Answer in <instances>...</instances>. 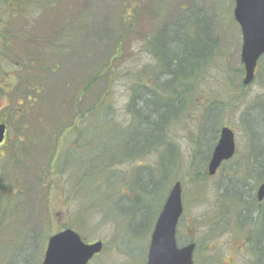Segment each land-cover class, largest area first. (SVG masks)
Segmentation results:
<instances>
[{
	"label": "rangeland",
	"instance_id": "1",
	"mask_svg": "<svg viewBox=\"0 0 264 264\" xmlns=\"http://www.w3.org/2000/svg\"><path fill=\"white\" fill-rule=\"evenodd\" d=\"M58 1L66 2L59 8L57 17L64 15V11L67 12L65 16H70L71 12L78 14V9H81L86 22H83L82 31H79L67 54L57 59L58 64L64 65L55 75L44 78L39 92L41 106L46 111L50 110L59 98L62 99L74 87V79H79V72L84 70V66H95L97 69L116 52L114 64L111 65L117 68V79L110 88L111 106L115 114L110 120L119 131L129 128L131 115H126L123 109L132 89L137 87L136 81L144 94L156 93L160 101L165 100V96L157 91L160 90L157 85L143 87L148 82L144 74L146 66L158 63L149 55L148 43L152 36L164 31L169 37L176 36L182 43L193 45L197 51L203 50L209 33L207 38L213 48L207 54V60L202 58L197 89L194 88L181 111L175 104L172 105L173 114H182L171 119L167 130L171 141L178 145L177 163L179 162L171 164L169 176L179 179L183 189V214L177 225V243L179 246L191 242L195 244L193 264H257L258 257L250 249L256 247V242L250 241V232L255 231L253 238L257 236L258 241L261 238L258 235L263 230L258 226L252 231L242 216L244 207L252 202L256 203L253 201L255 193L250 194L246 186L256 189L264 177V57L258 61L254 80L244 86V71L240 59L242 39L240 28L233 17L234 1ZM130 4L133 12L127 14ZM42 15L45 17V12ZM42 22L40 20V24ZM52 26L55 28L53 23L50 26L45 23L44 28ZM119 34H124L120 41ZM33 35L35 36L30 37H46L45 34ZM178 46L183 49L182 45ZM0 54L1 58L7 56L4 50ZM10 60L11 64L8 61L0 64V120L6 118L10 125L8 138L14 140L18 134V125L23 119L22 115H18L23 106L17 100L9 99L7 92L15 91L11 88L18 79L21 64H16L13 57ZM104 77L92 85L86 95L87 101L93 102L98 94L105 91ZM160 82L164 83L165 79ZM188 82L186 81L187 88L191 86ZM150 100L156 103L154 99ZM18 102L22 103L21 100ZM44 115V119L50 120L52 112H45ZM37 122L41 124L39 128L35 126ZM87 126L83 125L82 129L87 130ZM223 126L230 127L234 132L235 157L222 165L215 176H207L203 182H191L194 172H206L211 150ZM34 127L36 131L42 132V121L36 120ZM156 129L151 130L154 138ZM108 131L105 129V141H115L118 135H112ZM70 133L67 131L66 135L73 136V139L65 145L57 144L54 147L53 143L47 142V136L44 138V146L29 147L24 143L15 152L20 159H17V166L8 159L9 156L5 157L8 141L0 146V158L5 157L0 159V183L6 184L10 180L9 173H14V177L17 176L18 179L17 183L10 185L13 188L12 209H0V264H41L48 239L66 228L79 233L87 243H103L102 252L89 264H145L154 223L177 179L169 181L167 177L165 186L159 187V182L165 180L161 173H157V178L154 173L153 177L137 173L136 177L131 178V175L141 164L147 169H160L157 150L161 146L146 150L148 152L145 154L139 152L135 162H122L111 167L113 176L121 174V178L130 184L125 189H120L125 195L128 191L133 192L132 188L136 190L138 200L133 205L134 201L129 202L127 197L123 201L119 200L120 186L116 183L106 187L105 195L99 190H93L88 196L79 193L78 188L71 187L69 183L64 184L57 169L48 164L55 151L57 155L53 163L56 164L63 146L79 147V141L84 139V135L79 133L80 139L76 143V134ZM169 138L167 136L168 141ZM144 139L141 135L140 144H143ZM161 151L164 152V149ZM121 153L126 154L124 150ZM167 154L169 157V153ZM194 159L201 163L195 166ZM91 166L89 160L85 169L89 170ZM67 180L70 182L68 175ZM9 184L7 183L8 186ZM126 187L130 190L127 191ZM89 189L90 185L85 184L82 192ZM262 209L264 203L260 211ZM263 217L264 213L256 221L260 219L263 223ZM259 222L258 220L257 225Z\"/></svg>",
	"mask_w": 264,
	"mask_h": 264
},
{
	"label": "trees",
	"instance_id": "2",
	"mask_svg": "<svg viewBox=\"0 0 264 264\" xmlns=\"http://www.w3.org/2000/svg\"><path fill=\"white\" fill-rule=\"evenodd\" d=\"M65 2L66 1L45 0V18L54 19V16L57 17L56 13L60 10L59 8L62 4L65 5ZM132 12L133 6L130 4L127 8V14ZM66 13L67 12L64 11V15H60V21H58L60 24L59 27L50 29L53 34L49 36L46 35L45 38L30 37L32 35L25 37L20 36L17 38H12V36H10L11 38H7L8 41L4 42L3 47H0L2 48L1 51L4 50L7 54L6 58H1L0 54V64L6 63L7 58L9 59L11 57H13L15 62L21 64V67L19 66L20 71L18 79L16 81L13 80L14 85L11 88L15 89V91L12 93L8 91L7 94L10 95L9 99H15L19 105L23 106L21 113L18 114L19 116L22 115L23 119L18 125V134L14 140L8 138L10 125L6 121V118L3 117L5 119L0 120L1 123H6L8 127L5 138V141H8V146H5L8 152H6L5 157L9 156L8 159L13 165L17 166V159L19 161L20 159L18 154L17 156L15 155V152L21 149L24 143L28 144L29 147L33 145L37 147L44 146V138L47 136V142L53 143L55 147L57 144L65 145V143H70L72 141L73 136H67V131L71 132L70 134H76L74 136L76 143L78 139H80L78 134H83L84 139L79 141V147L63 146L60 159L56 161V164L53 163L54 157L57 155L55 151L52 153L50 164L48 165L57 169L64 184L69 183L71 187L75 189L78 188V192L83 195L88 196L93 190L96 192L99 190L105 195L106 187L109 184L116 183L118 187L120 186L118 188L119 200L123 201L124 198L127 197L129 202L134 201V205L138 200L135 194L136 190L132 188L131 190L133 192H130L128 191L130 189L126 187L129 193L125 195L122 190L125 189V186H129L130 184L121 178V174H114L113 176L111 167L122 162H135L139 152L145 154L148 152L146 150H152V148L159 145L161 148L157 150V153L161 162L160 169H147L141 164L137 166L131 178L136 177L137 173L146 177H153L154 173L157 178V173H161L163 178L165 179L168 177L169 181L177 179L173 175L169 176V174L171 173V164H179V162L177 163L178 145L171 141L167 130L171 119L178 117L182 113L177 112L173 114L171 108L172 105L175 104L178 110L181 111V109L185 108L187 99L189 95L193 93L194 88L196 87L195 89H197L201 76L200 64H203L202 58L207 60V54H209L213 48V45H211L210 40L207 38L209 33L201 23L197 22V25L205 29L208 33H206L207 36L205 38L203 50L197 51L194 50L193 45L191 46L187 44V42L182 43L176 36L169 37L164 31L158 35H153L151 40L148 38L147 41L150 40L148 43L150 46L149 55H152L158 63L146 66L147 68L144 74L147 76L148 82L145 83L143 87L157 85L160 89H157V91L165 96V100L160 101L156 93L144 94L138 81H136L135 86L137 87L132 89L127 105L123 109L126 115H131V117H129V128L119 131V129L113 126V122L110 120L115 114L111 106L112 97L110 95V88L117 79V68L111 65L114 64L113 58L116 56V52L108 59L104 60L97 69H95V66H84V70L79 72V79H74V87L72 86L71 90L68 91L62 99L59 98L50 110L46 111L45 107L43 108L41 106L39 92L44 78L46 79V77L48 78L50 75H55L64 65L58 64L57 59L67 54L70 47L75 43L79 31H82L81 27L84 25L83 22H86L81 9H78V14L76 12L75 14L71 12L70 16H65ZM123 22L125 23V20ZM51 28H53V26ZM70 31H73V33H69ZM122 35L124 34H119L118 41L121 40ZM178 45H182L183 49L179 48ZM87 63L89 64L88 61ZM103 76H105V91L98 94L93 102L87 101L86 95L88 91L92 88V85ZM161 79H165V82L161 83ZM186 81H189L188 84H191L188 88L186 87ZM150 99H154L156 103L152 102ZM19 100H21L22 103H19ZM7 110L8 109H6L5 112H7ZM15 110L17 111V109ZM50 111L52 112L50 120L44 119L45 112L50 113ZM101 117L102 120H100ZM107 118L109 119L107 120ZM36 120L42 121V132H38L35 129L34 123ZM153 122H155V125ZM83 125H88V129L83 130ZM35 126L39 128L41 124L37 122ZM107 127L108 130H111L108 131ZM154 128H157L155 131L156 138L153 137L154 132L151 131ZM105 129L111 132L112 135H118V138L115 141H105ZM141 135L145 138L143 144H140L143 138L139 140ZM67 138L70 140L67 141ZM170 143H172V145ZM145 144L150 147H146ZM139 147L141 149H139ZM161 149H164V152H162ZM122 150L126 153L125 155H122ZM196 152L197 148L195 149V153ZM167 153H169V157ZM5 157L1 156L0 159H4ZM89 160H91L92 166L88 168L89 170H86L85 166L87 167ZM194 163L195 166H198V163L201 162H197L196 159H194ZM9 174L10 180L7 182L10 183L9 186L7 183H0V209L3 208L4 211L12 209L14 200L11 196L13 188H10V185L18 181L17 176L14 177V173ZM107 174L108 176H106ZM64 175H66V177H64ZM67 175L70 182L67 180ZM206 177V172L197 171L191 175L190 181L194 183L203 182ZM158 180H160V177ZM178 180L179 179L175 181ZM164 181H166V179L159 182V187L164 185ZM73 184H75V186H73ZM85 184H89L90 189L82 192ZM235 195L238 198L240 197L237 193ZM239 199L241 200V198ZM144 209L141 211L144 212ZM245 212L246 207H244V214ZM263 213L264 209L261 210L260 215ZM258 220L260 222L257 225ZM258 220L256 221L255 219L251 223V226L253 229L260 226L263 232L258 235L261 236L258 241H256L257 236H255V239L253 238L255 231L252 233L250 232V241H252V243L256 242V247L254 246L253 249L250 247V249L254 250L253 253L258 257L257 264H264V222L261 223V220ZM235 223L238 225L237 221H235ZM227 224L229 225V223ZM210 232L215 233L212 230H210ZM246 244H248V241ZM250 249L249 251H251Z\"/></svg>",
	"mask_w": 264,
	"mask_h": 264
},
{
	"label": "water",
	"instance_id": "3",
	"mask_svg": "<svg viewBox=\"0 0 264 264\" xmlns=\"http://www.w3.org/2000/svg\"><path fill=\"white\" fill-rule=\"evenodd\" d=\"M233 17L238 24L242 46L241 63L244 66L243 84L254 78L259 58L264 55V0H234ZM6 126L0 123V144L4 140ZM235 152L234 134L223 128L207 166L213 176L221 163L231 159ZM257 200L264 198V182L257 190ZM182 190L179 182L174 183L155 222L145 264H193L195 244L183 247L176 244V225L182 214ZM101 241L84 243L79 234L65 229L48 239L42 264H88L102 250Z\"/></svg>",
	"mask_w": 264,
	"mask_h": 264
},
{
	"label": "flooded vegetation",
	"instance_id": "4",
	"mask_svg": "<svg viewBox=\"0 0 264 264\" xmlns=\"http://www.w3.org/2000/svg\"><path fill=\"white\" fill-rule=\"evenodd\" d=\"M45 0H0V47H3L4 42H7V38L25 37V36H35L33 34H38L39 36H45L47 34H53L50 29L54 28H44L45 23L50 26L53 23L55 29L59 27L60 18H45L42 14L46 11ZM39 16V17H37ZM42 18V19H40ZM41 20V24H40ZM39 22V24L37 23ZM2 48H0L1 51ZM7 61L11 64L10 58ZM6 61V62H7ZM15 62V61H14ZM16 64H19L16 62ZM26 64V63H23ZM220 135V134H219ZM219 140V137H218ZM217 140V142H218ZM216 142V144H217ZM214 145V147L216 146ZM213 147V149H214ZM211 158V155H210ZM209 158V160H210ZM264 181V177L262 182ZM261 182V183H262ZM260 183V184H261ZM259 184V185H260ZM257 188H252V186H246V190L252 194L255 193L253 201L256 203L248 204L246 207V212L243 214L244 218L247 220V224L252 228L251 223L260 215V209L264 203V198L258 201L256 198ZM256 213H258L256 215ZM258 250V248H257Z\"/></svg>",
	"mask_w": 264,
	"mask_h": 264
}]
</instances>
